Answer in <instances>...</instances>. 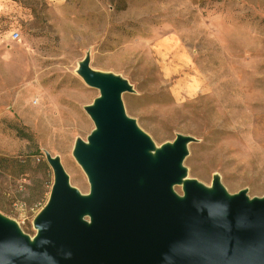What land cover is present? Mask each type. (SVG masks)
<instances>
[{
	"label": "rangeland",
	"instance_id": "1",
	"mask_svg": "<svg viewBox=\"0 0 264 264\" xmlns=\"http://www.w3.org/2000/svg\"><path fill=\"white\" fill-rule=\"evenodd\" d=\"M84 62L129 86L124 113L156 148L192 139L184 179L264 194V0H0V215L23 234L49 197L47 156L89 192L73 157L99 96Z\"/></svg>",
	"mask_w": 264,
	"mask_h": 264
},
{
	"label": "water",
	"instance_id": "2",
	"mask_svg": "<svg viewBox=\"0 0 264 264\" xmlns=\"http://www.w3.org/2000/svg\"><path fill=\"white\" fill-rule=\"evenodd\" d=\"M79 75L99 92L85 109L94 128L73 148L89 192L71 187L47 156L54 178L36 234L0 215V264H264V194L184 179L190 137L156 148L124 113V81L87 62Z\"/></svg>",
	"mask_w": 264,
	"mask_h": 264
},
{
	"label": "built area",
	"instance_id": "3",
	"mask_svg": "<svg viewBox=\"0 0 264 264\" xmlns=\"http://www.w3.org/2000/svg\"><path fill=\"white\" fill-rule=\"evenodd\" d=\"M17 36V33H14V37L13 38H15Z\"/></svg>",
	"mask_w": 264,
	"mask_h": 264
}]
</instances>
